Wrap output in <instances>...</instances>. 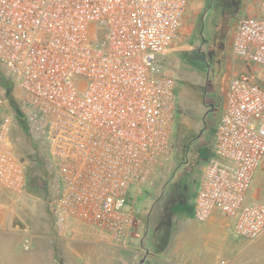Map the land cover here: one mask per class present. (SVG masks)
<instances>
[{"label":"built area","instance_id":"obj_1","mask_svg":"<svg viewBox=\"0 0 264 264\" xmlns=\"http://www.w3.org/2000/svg\"><path fill=\"white\" fill-rule=\"evenodd\" d=\"M190 0H0V77L11 81L24 139L43 150L59 230H94L127 248L137 226L132 186H152L172 149L175 80L165 69ZM246 72L228 86L194 217L264 233V18L243 16L232 44ZM0 86V194L21 196L29 164L17 114ZM21 144V143H20ZM29 249V246H27Z\"/></svg>","mask_w":264,"mask_h":264},{"label":"rangeland","instance_id":"obj_2","mask_svg":"<svg viewBox=\"0 0 264 264\" xmlns=\"http://www.w3.org/2000/svg\"><path fill=\"white\" fill-rule=\"evenodd\" d=\"M243 16L264 18V0L189 2L172 50L165 58V69L175 80L177 98L171 153L152 186L141 191L135 186L130 189L129 205L136 209V221H140L135 247L141 245L147 234L160 240L170 238L176 219L181 214H193L200 179L212 155L225 109L229 83L247 70L245 62L232 51ZM257 76L263 81L264 69ZM23 141L20 153L29 164L30 182L21 196L1 192L0 211L19 222L25 218V223H42V217L54 221L49 205L54 183L47 169L48 158L43 150H33L28 141ZM263 185L264 173L257 170L252 192ZM39 214L42 217L38 218Z\"/></svg>","mask_w":264,"mask_h":264},{"label":"crops","instance_id":"obj_3","mask_svg":"<svg viewBox=\"0 0 264 264\" xmlns=\"http://www.w3.org/2000/svg\"><path fill=\"white\" fill-rule=\"evenodd\" d=\"M23 220L0 211V264H264V233L254 241L241 238L234 232L235 221L218 211L205 223L196 220L194 211L181 214L170 238L147 234L135 247L137 221L127 248L94 230L69 225L61 231L43 217L42 223Z\"/></svg>","mask_w":264,"mask_h":264},{"label":"trees","instance_id":"obj_4","mask_svg":"<svg viewBox=\"0 0 264 264\" xmlns=\"http://www.w3.org/2000/svg\"><path fill=\"white\" fill-rule=\"evenodd\" d=\"M0 86L1 87H3V88H5L6 89V91H7V105H8V109L9 110H13V111H15L16 112V114H17V112H18V105H17V103H16V101H15V99H14V97L12 96V91H13V86H14V84L11 82V81H7L6 79H5V77H3V76H1L0 77ZM17 118V122H18V127L20 128V129H16L15 130V132H14V134H13V137H14V140H16L17 141V138H20V136L24 139V137H23V134L21 133V131L23 132V133H25L26 134V131H25V128H24V123H23V121H22V119L20 118V116L17 114V116H16ZM22 129V130H21ZM21 130V131H20ZM23 140H21V142H22ZM23 142H26L27 143V141H23ZM17 144L19 145V147H18V149H19V151H21L20 150V147H21V144L19 143V142H17ZM28 145L34 150V149H38L37 148V146L34 144V143H32V142H28ZM24 157V156H23ZM25 158V157H24ZM208 160V159H207ZM29 170H30V167H29ZM30 173H28V180H29V182H30Z\"/></svg>","mask_w":264,"mask_h":264}]
</instances>
